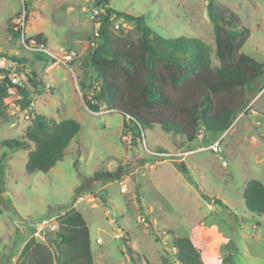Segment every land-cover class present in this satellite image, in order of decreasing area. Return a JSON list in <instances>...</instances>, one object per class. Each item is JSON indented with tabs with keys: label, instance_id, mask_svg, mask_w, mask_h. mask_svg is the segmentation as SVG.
Wrapping results in <instances>:
<instances>
[{
	"label": "rangeland",
	"instance_id": "rangeland-1",
	"mask_svg": "<svg viewBox=\"0 0 264 264\" xmlns=\"http://www.w3.org/2000/svg\"><path fill=\"white\" fill-rule=\"evenodd\" d=\"M216 2L251 30L242 51L264 64V0ZM93 3L0 0V49L25 58L35 73L26 78L33 95L31 109L8 105V120L0 118V264H15L31 236L49 241L58 226L56 217L71 207L88 223L96 264H180L175 236L190 237L202 250L205 264H264V215L250 212L243 196L249 180L264 183V77L247 88L250 103L242 106L228 130L201 127L197 138L187 141L154 126L128 145L123 136L132 135L123 132L124 115L108 110L104 103L99 112L89 110L78 85L86 78L81 59L95 33ZM110 3L144 16L164 37L194 35L215 49L204 0ZM114 25L130 28L122 19L114 20ZM37 34L44 35L51 51L74 53L72 64L36 58L32 46L23 41ZM212 58L217 64L213 54ZM30 76L37 86L30 83ZM35 111L57 120L74 119L81 131L64 160L49 172L27 174L28 149L1 143L26 139ZM216 141L218 152L209 149ZM159 149L173 155L155 157L151 152ZM118 169L124 170L119 180L94 179L96 172ZM127 239L138 253V263L126 250Z\"/></svg>",
	"mask_w": 264,
	"mask_h": 264
},
{
	"label": "trees",
	"instance_id": "trees-1",
	"mask_svg": "<svg viewBox=\"0 0 264 264\" xmlns=\"http://www.w3.org/2000/svg\"><path fill=\"white\" fill-rule=\"evenodd\" d=\"M204 1L213 24L215 49L194 35L164 37L144 16L118 10L111 6V0H94L98 10L95 33L81 59L86 78L78 83L86 107L99 112L104 103L108 110L121 112L125 117L123 132L131 134L133 141H140L142 131L154 126L187 141L196 139L201 127L228 130L242 106L249 105L247 88L264 77V64L242 51L251 30L241 24L239 17L216 0ZM116 19L125 20L130 28L120 25L115 29ZM9 30L17 36L22 33L11 27ZM33 42L48 48L43 34L23 41L31 46ZM34 53L38 59L53 60L43 51ZM13 57L26 62L25 58ZM29 81L37 86L31 76ZM11 88L21 96L16 100L21 109L33 105L30 86H19L6 78L0 82V118L6 121L9 116L5 98L11 95ZM80 131L81 124L74 119L57 120L35 111L26 139H5L1 144L28 149L27 174L47 173L64 160L68 146ZM123 174L122 169L96 172L94 179L114 181ZM243 196L250 212L264 215L262 181L249 180ZM56 218L58 226L49 241L31 236L15 264H96L90 228L83 214L71 207ZM129 240L125 242L126 250L138 263V253L128 245ZM173 247L180 264H205L202 250L190 237L175 236Z\"/></svg>",
	"mask_w": 264,
	"mask_h": 264
},
{
	"label": "built area",
	"instance_id": "built-area-1",
	"mask_svg": "<svg viewBox=\"0 0 264 264\" xmlns=\"http://www.w3.org/2000/svg\"><path fill=\"white\" fill-rule=\"evenodd\" d=\"M94 9H96L94 7ZM98 15V10L96 9L95 16ZM32 49L43 51L47 54H49L52 57V61L54 64L59 65H69L72 63L74 58L76 57L74 53L64 51L62 53L51 51L48 48H43L42 46H37L34 42L32 43ZM27 74H31L30 69L25 61H18V59H15L12 55L4 53L0 49V82L4 81L6 78H9L12 82L19 86H25L26 85V78ZM9 93L11 94L9 97L5 98V104L6 105H13L18 110L21 111V108L19 104H17L16 100L20 98V95H15L16 90L14 88H11L9 90ZM31 109L29 107L28 109H24L26 112ZM23 110V109H22ZM123 141L128 144H133V138L132 136L128 137L127 135L123 136ZM220 143L219 141L214 142L209 146V149L212 151L218 152L219 151ZM205 149V147H202V150ZM155 157L163 158L166 156H170L173 154H170L168 152L163 151H152L151 152ZM127 187L123 186L122 191H126ZM46 222V221H44Z\"/></svg>",
	"mask_w": 264,
	"mask_h": 264
},
{
	"label": "crops",
	"instance_id": "crops-1",
	"mask_svg": "<svg viewBox=\"0 0 264 264\" xmlns=\"http://www.w3.org/2000/svg\"><path fill=\"white\" fill-rule=\"evenodd\" d=\"M38 233V232H37ZM26 243V242H25Z\"/></svg>",
	"mask_w": 264,
	"mask_h": 264
}]
</instances>
